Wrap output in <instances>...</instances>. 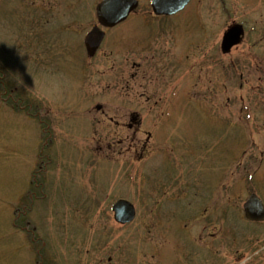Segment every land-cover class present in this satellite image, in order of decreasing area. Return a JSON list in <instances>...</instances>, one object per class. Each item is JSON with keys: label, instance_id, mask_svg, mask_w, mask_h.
Returning <instances> with one entry per match:
<instances>
[{"label": "rangeland", "instance_id": "obj_1", "mask_svg": "<svg viewBox=\"0 0 264 264\" xmlns=\"http://www.w3.org/2000/svg\"><path fill=\"white\" fill-rule=\"evenodd\" d=\"M100 1L0 0V264H264V0H139L90 58Z\"/></svg>", "mask_w": 264, "mask_h": 264}, {"label": "water", "instance_id": "obj_2", "mask_svg": "<svg viewBox=\"0 0 264 264\" xmlns=\"http://www.w3.org/2000/svg\"><path fill=\"white\" fill-rule=\"evenodd\" d=\"M191 0H150L153 13L156 16H173L183 11ZM139 7V0H101L96 7L98 25H94L87 33L84 44L88 55L93 57L99 50L105 31L102 28H113L126 21L130 14ZM245 29L242 24L231 25L223 35L222 50H230L239 45L244 37ZM116 222L131 223L137 214L135 205L127 199H118L111 207ZM244 215L250 221H264V202L252 193L243 205Z\"/></svg>", "mask_w": 264, "mask_h": 264}, {"label": "trees", "instance_id": "obj_3", "mask_svg": "<svg viewBox=\"0 0 264 264\" xmlns=\"http://www.w3.org/2000/svg\"><path fill=\"white\" fill-rule=\"evenodd\" d=\"M11 98L12 99H14L15 100V103H22L21 101L22 100H19L20 98L19 97H17V98H15V95H12L11 94ZM11 98H9V99H11ZM30 102V101H29ZM32 105V107H33V109H32V111L30 110V108L29 107H31V105ZM22 107H24V108H26V110H28V112L30 113H32V114H35V107H38L37 106V104H34V103H28V102H26V103H24L23 105H21ZM28 112H27V116H28ZM41 119V118H40ZM38 120V119H37ZM48 121V122H47ZM47 121H46V123L44 122V124H43V128L45 129L44 130V135H45V140H44V148L46 147V146H48L49 144H50V142L52 141V138H53V131H52V129H51V127H52V125H51V122H50V120L49 119H47ZM39 122V121H38ZM47 128L50 130L49 132H47Z\"/></svg>", "mask_w": 264, "mask_h": 264}, {"label": "flooded vegetation", "instance_id": "obj_4", "mask_svg": "<svg viewBox=\"0 0 264 264\" xmlns=\"http://www.w3.org/2000/svg\"><path fill=\"white\" fill-rule=\"evenodd\" d=\"M1 84H3V81H2V77L0 78V86H1ZM7 90H6V88H5V91L3 92V93H0V97L1 98H3L4 97V95H7ZM8 96H10V98H11V94H9ZM8 99V98H7ZM31 105V104H30ZM38 107H35L36 109H35V114H32L31 112L29 113L28 112V110H27V112H28V116H30V117H33V118H35L36 120L38 119V121H39V123L43 126V124H44V122L46 123V121H47V119L48 118H44L42 115H41V107H39V105H37ZM30 108V110L32 111V109H33V107H32V105H31V107H29ZM41 118V119H40ZM48 122V121H47ZM42 130H43V132H44V128L42 127ZM50 130L47 128V132H49Z\"/></svg>", "mask_w": 264, "mask_h": 264}]
</instances>
